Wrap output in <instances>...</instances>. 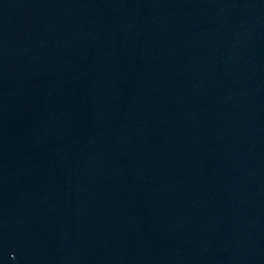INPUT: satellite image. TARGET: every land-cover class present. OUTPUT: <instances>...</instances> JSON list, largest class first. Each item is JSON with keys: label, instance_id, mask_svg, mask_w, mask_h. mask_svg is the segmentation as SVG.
<instances>
[{"label": "water", "instance_id": "95a60500", "mask_svg": "<svg viewBox=\"0 0 264 264\" xmlns=\"http://www.w3.org/2000/svg\"><path fill=\"white\" fill-rule=\"evenodd\" d=\"M17 0H0V17L16 2Z\"/></svg>", "mask_w": 264, "mask_h": 264}]
</instances>
